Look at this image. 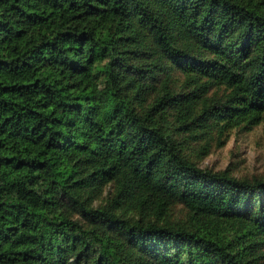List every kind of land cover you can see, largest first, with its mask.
<instances>
[{"label":"trees","instance_id":"trees-1","mask_svg":"<svg viewBox=\"0 0 264 264\" xmlns=\"http://www.w3.org/2000/svg\"><path fill=\"white\" fill-rule=\"evenodd\" d=\"M263 114L264 0H0V264H264V177L186 151Z\"/></svg>","mask_w":264,"mask_h":264},{"label":"rangeland","instance_id":"rangeland-1","mask_svg":"<svg viewBox=\"0 0 264 264\" xmlns=\"http://www.w3.org/2000/svg\"><path fill=\"white\" fill-rule=\"evenodd\" d=\"M186 151L200 167L212 170L229 168L239 177H264V118L250 130L232 132L221 147L212 143L207 155H196L193 147Z\"/></svg>","mask_w":264,"mask_h":264}]
</instances>
